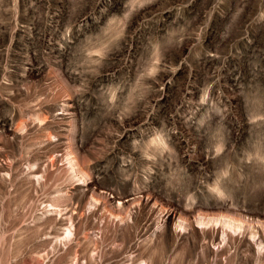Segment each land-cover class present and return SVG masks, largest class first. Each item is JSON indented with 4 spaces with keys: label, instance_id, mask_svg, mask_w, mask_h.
Instances as JSON below:
<instances>
[{
    "label": "rangeland",
    "instance_id": "rangeland-1",
    "mask_svg": "<svg viewBox=\"0 0 264 264\" xmlns=\"http://www.w3.org/2000/svg\"><path fill=\"white\" fill-rule=\"evenodd\" d=\"M0 264H264V0H0Z\"/></svg>",
    "mask_w": 264,
    "mask_h": 264
}]
</instances>
